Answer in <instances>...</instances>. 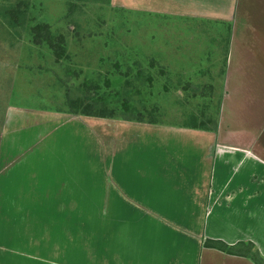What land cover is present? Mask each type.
I'll return each instance as SVG.
<instances>
[{"label":"crops","instance_id":"crops-1","mask_svg":"<svg viewBox=\"0 0 264 264\" xmlns=\"http://www.w3.org/2000/svg\"><path fill=\"white\" fill-rule=\"evenodd\" d=\"M116 1L135 12L229 24L223 95L213 132L122 124L123 133L117 134L122 142L112 158L115 162L117 156H126V166L118 162V185L109 184L100 201L84 198L90 213L77 215L80 203L66 211L69 226L82 221L79 232H99L95 242L100 248L86 249L85 259L88 264H253L206 247L207 241L250 243L264 258V0ZM67 115L18 105L1 115L0 264H62L59 249L52 258L30 255L28 242L15 239L14 217L25 213L24 205L45 202L31 192L41 188L38 147L45 141L46 121L69 123ZM97 204L101 207L95 213L92 206ZM36 206L29 207V216L44 217L47 209ZM94 215L98 219L93 220ZM92 221L97 222V232ZM72 238L69 235L68 243ZM93 251L100 258L94 260Z\"/></svg>","mask_w":264,"mask_h":264},{"label":"rangeland","instance_id":"rangeland-1","mask_svg":"<svg viewBox=\"0 0 264 264\" xmlns=\"http://www.w3.org/2000/svg\"><path fill=\"white\" fill-rule=\"evenodd\" d=\"M19 1L23 13L16 24L6 14ZM219 23L135 12L116 0H0V119L14 105L62 116L79 114L83 106L114 112V119L67 115L69 123L46 121L45 141L38 147L41 188L31 192L44 199L41 205L50 213L29 216V207L36 206L29 204L14 217L15 239L28 242L30 255L52 258L59 249L62 264H88L85 250L100 248L97 222H89L97 233L79 232L83 222L69 226L66 211L80 203L76 214H88L84 198L100 201L109 184L118 185V165H127L126 156L112 158L122 142L117 134L123 133V123L140 119L212 128L223 95L229 35V24ZM36 24H47L54 36L64 37L65 59L56 62L45 45L30 42L29 29ZM99 207L93 205V212ZM21 216L29 218L21 221ZM92 255L100 258L98 251Z\"/></svg>","mask_w":264,"mask_h":264},{"label":"trees","instance_id":"trees-1","mask_svg":"<svg viewBox=\"0 0 264 264\" xmlns=\"http://www.w3.org/2000/svg\"><path fill=\"white\" fill-rule=\"evenodd\" d=\"M108 0H106L107 2ZM24 3L19 1L16 3L14 8L7 11V16L10 18L11 21L18 24V18L22 15L21 6ZM29 36L30 42L35 45H45L48 50L51 51L54 60L60 61L65 59V39L62 35L54 36L50 30L49 25L47 24H36L29 29ZM140 74V73H139ZM138 74V76H139ZM127 76V74H124ZM141 77V76H139ZM77 101L71 102V106H77ZM75 116H85L91 118H100V119H114V112L108 108H102L101 111L95 112L92 111L90 106H83L81 112L79 114L73 113ZM134 122L136 123H147V124H155L153 121L148 120L144 122L140 119H135ZM193 129H204L199 127L198 125H191ZM199 127V128H198ZM209 130V129H208ZM212 132L216 130V123L213 124L212 128L210 129ZM206 247L213 248L219 250L223 253L228 255L238 256L242 258H246L251 261L253 264H264V258L260 255V253L254 249L253 245L250 243H238L234 246H227L221 242L215 241H207L205 243Z\"/></svg>","mask_w":264,"mask_h":264}]
</instances>
